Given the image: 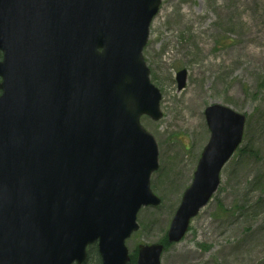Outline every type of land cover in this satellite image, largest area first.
<instances>
[{
    "label": "water",
    "instance_id": "water-1",
    "mask_svg": "<svg viewBox=\"0 0 264 264\" xmlns=\"http://www.w3.org/2000/svg\"><path fill=\"white\" fill-rule=\"evenodd\" d=\"M160 1L0 0V264H81L94 242L100 264L129 261L139 208L160 202L150 189L157 146L139 123L161 116L142 56ZM34 24L41 41L9 47ZM204 114L209 140L168 242L184 235L241 140L243 114L221 104ZM163 247L139 244L135 264H160Z\"/></svg>",
    "mask_w": 264,
    "mask_h": 264
},
{
    "label": "rangeland",
    "instance_id": "rangeland-1",
    "mask_svg": "<svg viewBox=\"0 0 264 264\" xmlns=\"http://www.w3.org/2000/svg\"><path fill=\"white\" fill-rule=\"evenodd\" d=\"M143 56L161 93L162 117L143 115L158 168L150 186L157 206L142 207L127 240L161 241L209 138L204 108L227 105L246 116L242 139L220 184L161 264H264V0H161ZM186 71L177 88L176 73ZM98 255L90 251L87 263Z\"/></svg>",
    "mask_w": 264,
    "mask_h": 264
},
{
    "label": "trees",
    "instance_id": "trees-1",
    "mask_svg": "<svg viewBox=\"0 0 264 264\" xmlns=\"http://www.w3.org/2000/svg\"><path fill=\"white\" fill-rule=\"evenodd\" d=\"M160 242H162L166 247L169 245L167 242H166V238H164L163 240H161ZM135 258H136V250L134 252V254L131 256V260L128 264H135ZM83 264H88L87 261L84 262ZM90 264H100L99 263V258L96 259V261L94 263H90Z\"/></svg>",
    "mask_w": 264,
    "mask_h": 264
},
{
    "label": "flooded vegetation",
    "instance_id": "flooded-vegetation-1",
    "mask_svg": "<svg viewBox=\"0 0 264 264\" xmlns=\"http://www.w3.org/2000/svg\"><path fill=\"white\" fill-rule=\"evenodd\" d=\"M1 57H2V52H1V50H0V59H1Z\"/></svg>",
    "mask_w": 264,
    "mask_h": 264
}]
</instances>
